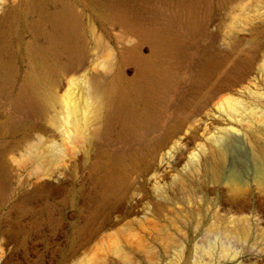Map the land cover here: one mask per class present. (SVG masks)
<instances>
[{"label": "rangeland", "instance_id": "1", "mask_svg": "<svg viewBox=\"0 0 264 264\" xmlns=\"http://www.w3.org/2000/svg\"><path fill=\"white\" fill-rule=\"evenodd\" d=\"M181 1L0 0V264H264V0Z\"/></svg>", "mask_w": 264, "mask_h": 264}, {"label": "bare ground", "instance_id": "2", "mask_svg": "<svg viewBox=\"0 0 264 264\" xmlns=\"http://www.w3.org/2000/svg\"><path fill=\"white\" fill-rule=\"evenodd\" d=\"M200 1L201 0H191V1H189V3H190V8L189 9H196L197 8V6H199L200 7ZM183 1H181V3H182ZM184 3V5L186 6L187 5V3L188 2H183ZM182 3V4H183ZM179 5H180V3H179ZM182 6V5H181ZM179 7V6H178ZM184 7V6H183ZM189 7V6H188ZM198 7V8H199ZM185 8H187V7H185ZM197 8V9H198ZM202 8V7H201ZM188 9V8H187ZM196 9V12H200V11H198ZM185 10V9H184ZM181 7H179L175 12H173V14H175V16L173 17V19H172V17H171V20H173L172 22L173 23H176V22H180L181 23V21H183V23H186V19L184 18V16H185V11H184ZM200 10V9H199ZM190 11V10H189ZM189 11H186V12H189ZM189 15V17H191L190 15V13H188L187 14V16ZM194 19V18H193ZM190 20V19H189ZM189 20H187L188 21V23L190 22ZM185 21V22H184ZM185 25V24H184ZM216 64V63H215ZM195 97V96H194ZM94 105V104H93ZM94 107V106H93ZM32 145L34 144L33 142L31 143ZM29 147H31V146H29ZM35 147H36V145H35ZM35 147L34 148H32V149H34L35 150ZM26 148H27V146H26ZM28 149H31V148H28ZM27 149V150H28ZM31 149V150H32ZM26 150V151H27ZM33 151V150H32ZM32 151H29V154H28V152H27V154L24 152L23 153V157H24V154H25V159H27V160H31V158L29 157V155H30V153L32 152ZM261 153V152H260ZM32 154V153H31ZM33 156V155H32ZM20 159H23V158H21L20 157ZM27 160H25L26 162H27ZM37 160V159H36ZM35 160V161H36ZM20 161H24V160H20ZM20 161H18V163L20 162ZM25 162V163H26ZM22 163H24V162H22ZM30 163H32L31 161H30ZM29 163V164H30ZM40 162H38V164H39ZM28 164V165H29ZM24 165V164H23ZM39 165H41V163L39 164ZM254 165H255V168H254V170H255V175H256V182L258 183V184H263L264 183V164L263 163H261L259 160H255V162H254ZM24 167V166H23ZM123 171V169H121V167L120 166H118V164H114V166H112L111 167V170H110V172H109V174H108V179H106L107 180V183L105 184V186L108 188V190H112V191H114V189L116 188V187H118L119 185V183H121L120 181H121V177L122 176H120V174H122V173H120V172H122ZM131 173V172H130ZM126 175V173H124L123 174V176H125ZM128 175H129V173H128ZM235 175V174H234ZM254 175V176H255ZM236 176V175H235ZM124 178L125 177H123V179H122V182H124L123 180H124ZM231 186H233V187H238L239 186V183L237 182V180H236V178H234V180L232 181V182H230L229 183ZM120 187V186H119ZM237 190V189H236ZM117 191H118V189H117ZM116 192V191H115ZM114 192V193H115ZM205 253H209V251H204ZM226 251L225 250H223V249H221V251H220V253H225Z\"/></svg>", "mask_w": 264, "mask_h": 264}, {"label": "water", "instance_id": "3", "mask_svg": "<svg viewBox=\"0 0 264 264\" xmlns=\"http://www.w3.org/2000/svg\"><path fill=\"white\" fill-rule=\"evenodd\" d=\"M181 1V0H180ZM182 1H186V2H189V1H191V0H182ZM176 2H178V1H176Z\"/></svg>", "mask_w": 264, "mask_h": 264}]
</instances>
